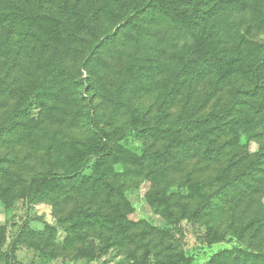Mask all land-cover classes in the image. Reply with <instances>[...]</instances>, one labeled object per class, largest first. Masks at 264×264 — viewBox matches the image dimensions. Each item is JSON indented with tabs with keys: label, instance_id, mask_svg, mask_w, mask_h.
<instances>
[{
	"label": "rangeland",
	"instance_id": "374dc122",
	"mask_svg": "<svg viewBox=\"0 0 264 264\" xmlns=\"http://www.w3.org/2000/svg\"><path fill=\"white\" fill-rule=\"evenodd\" d=\"M146 2L0 0V264L15 240L14 264H141L147 253L144 264H182L185 258L192 264H264V160L234 187L218 181L222 172L249 165L264 145V132L257 139L243 132L244 121L258 115L243 99L233 131L216 144L225 147L221 158L209 168L200 162L202 171L194 172L191 160L203 155L204 145L167 150L165 141L150 137L151 129L225 109L231 88L228 79L177 73L194 33L176 29L151 7L137 12ZM192 2L205 22L216 24L226 51L261 50L264 31L254 22L252 0ZM54 25L60 38L46 44ZM78 26L82 31L67 39ZM59 54L51 65L50 56ZM20 98L25 111L15 114ZM91 107L101 128L118 131L112 153L90 160L81 174L85 182L80 176L49 185L25 205L21 194L31 175L75 168V151L88 152ZM199 203L209 204L200 221L179 219L182 208L192 211ZM167 208L177 223L166 220ZM208 227L223 241L200 243ZM81 248L95 259H74Z\"/></svg>",
	"mask_w": 264,
	"mask_h": 264
},
{
	"label": "trees",
	"instance_id": "16d2710c",
	"mask_svg": "<svg viewBox=\"0 0 264 264\" xmlns=\"http://www.w3.org/2000/svg\"><path fill=\"white\" fill-rule=\"evenodd\" d=\"M252 1L254 3L252 9L254 12V22L264 31V0ZM149 7L170 21L176 26V29L187 34L194 33L193 43L188 53L181 58L180 66L177 69L179 75L197 78L203 74H210L219 82L226 79L229 80L231 101L230 105L225 109L209 113L206 116L198 118L196 121L185 124L178 122L174 127L156 128L149 131L150 137L154 140L162 139L165 141L167 150H188L194 146L201 148L204 145L203 155L199 156V154H195L191 160L194 172L202 171L203 169L199 167L200 162H204L205 166L209 168L214 159L221 158L225 147L220 144L216 146V144L233 131L230 125L242 113L239 105H242L243 99L251 101L253 112L255 115H258L257 118H251L248 123H246L247 120L244 121L243 132L252 139H257L260 133L264 132V44L261 50L259 49L254 54H244L238 46L231 51H226L216 39V24L212 21L205 22L202 16L203 11L192 0H147L146 3L139 6L137 12H141ZM20 12L25 14L27 18L35 19L34 16L29 15L32 12L23 6L20 7ZM82 29V26L74 28L72 32L67 34V39H74ZM58 38H60L59 27L54 25L45 43L47 44L52 39ZM98 45L100 44H96L89 51V56L92 55L93 50ZM61 58L62 54H59V57L50 56L51 65L57 64ZM240 70H242V76L237 77L236 72ZM241 79H243L247 86L242 84ZM92 109L91 107L86 116L87 125L94 137V141L89 146L88 152L75 151L72 157V166L75 168L66 169L62 173L46 170L31 175L21 194L25 205L30 204L35 198L40 196L47 186L79 178L82 172L88 168L91 159L100 160L112 153V139L118 135V131L107 133L101 128L95 122ZM238 110L239 115L237 114ZM24 111V99L20 98L15 106L14 113L20 114ZM4 129V127L0 128V137ZM191 130L197 132L187 137V131L191 132ZM140 133L144 134L145 132L141 131ZM229 139H231L232 145L237 148L238 143L235 137ZM161 157L168 159L169 156L167 153H163ZM263 160L264 145H261L249 165L243 166L235 172H222V176L218 177V181L222 182V185L227 188L234 187L237 183L246 180L251 172L255 174ZM229 164H232V160L229 161ZM1 171L0 168V175ZM86 179V177L81 176V181L85 182ZM195 186L200 188L203 186V182H195ZM208 208L209 204L206 203L197 204L192 211L182 208L179 219L198 222L206 215ZM165 211L166 220L169 223H177V220H173L171 211L168 208ZM197 239L200 243L213 245L223 241V234L213 227H208L204 235ZM16 246L17 240L11 243L10 250L5 256V264H14ZM237 253L246 257L248 252L237 250ZM95 257L92 250L81 248L76 251L74 259L93 261ZM148 257V253L145 254L141 264H144ZM182 264H192V260L185 258Z\"/></svg>",
	"mask_w": 264,
	"mask_h": 264
}]
</instances>
